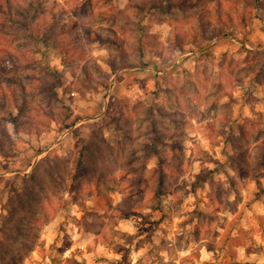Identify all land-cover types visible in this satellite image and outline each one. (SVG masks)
<instances>
[{
  "label": "rangeland",
  "instance_id": "374dc122",
  "mask_svg": "<svg viewBox=\"0 0 264 264\" xmlns=\"http://www.w3.org/2000/svg\"><path fill=\"white\" fill-rule=\"evenodd\" d=\"M131 1L75 9L70 0H37L30 23L38 32L50 12L71 28L41 42L0 24V87L24 78L29 117L14 131L0 107L1 127L11 131L0 135L5 264H264V63L256 61L264 0H149L172 13L131 12L133 28L123 34L115 7ZM218 7L229 32L207 40L206 17ZM91 32L126 38L120 54L137 64L101 83L117 50ZM51 93L78 117L75 126L62 128ZM83 151L89 159L76 179ZM18 201L27 208L15 209ZM229 232L245 236V246L227 240Z\"/></svg>",
  "mask_w": 264,
  "mask_h": 264
},
{
  "label": "trees",
  "instance_id": "16d2710c",
  "mask_svg": "<svg viewBox=\"0 0 264 264\" xmlns=\"http://www.w3.org/2000/svg\"><path fill=\"white\" fill-rule=\"evenodd\" d=\"M70 1L71 2L73 1L74 7L76 9L77 2H80V4L83 7L84 5L88 6L91 0H70ZM218 1L220 2V1H224V0H218ZM233 1H238V2L240 1V2H244L246 4L249 3V4H253L254 6H257L259 0H233ZM37 4H38L37 0H0V12L3 14L2 15L3 17H1V20H0L1 21L0 24H2V25L8 24V26L11 25V27H14V28L15 27L22 28L21 29L22 34H23V36H25L27 38V42H32V41L41 42L44 40H50V39H53L58 33H62V32L67 33L68 31L70 32L71 28L67 27V25H63L62 27H64V28L61 29V26L54 24L56 22L57 16L51 12H50V14H47L44 16L45 17V19H44L45 23L43 26V29H44L43 32L42 33L38 32V28L33 27L32 23H30L32 21V18H34L36 16ZM115 9H116L115 14H121L125 18V21H124L125 25L121 26L123 34L130 33V31L133 28L132 26L128 27V24L132 23V17L130 15L131 12H134L135 14H140V13L144 12L147 16L152 14V12H153V14H158L159 16H162L165 19L167 18L166 16L168 13H172V12L165 10V9H167V7L165 5H162L161 3H158L157 1H149V0H141V1L132 0L131 3L129 5H127L124 10H121L117 7H115ZM216 13H214L213 16H210L208 13V15L206 17L207 21H206V24H204L205 28L203 29V31H204L203 34L205 35V38L207 40L214 39V37L218 36L221 32H227V33L229 32L228 29H226L225 22L223 20L225 15L222 12L221 7H218V9H216ZM197 15L199 16L198 22L201 24L204 23L200 14H197ZM47 18L51 22L50 25L47 24ZM185 18H187V17H185ZM165 19H161V20H165ZM207 27H209V28H207ZM221 28H224V30H221ZM1 31L2 30H0V32ZM138 31L140 34L139 38H138V43L140 44L142 39H144L143 38L144 35H141L142 33H141L140 29ZM193 32L194 31L192 30V33ZM207 32L209 34H207ZM5 33L7 35H9V34L13 35L14 38H16L19 34L16 31H11V32L8 31ZM45 34H47V37H45ZM89 34L90 35H92V34L98 35V36H96V39L98 41H101V42L105 41V42L113 45L114 48L117 50V53H115L117 55H115L114 57H110L108 60V65L111 68L112 74L111 73L108 74V73L100 70V75L103 79L102 81H100L101 83H104V82L106 83L107 79H109V77H112V75L117 70L127 69V68H130V67L135 66L137 64V63H133L132 61H129L126 54H120V52L122 50H124L128 44V40L126 38L120 37V38L113 39V40L108 39L106 41V37H104L103 35H101L99 33L91 32V33H88V35ZM70 36H72V34H70ZM76 36H81V33L76 32ZM0 40H6V39L0 35ZM12 41L13 40L6 41V42H8V44H9V42H12ZM73 41H74V39H71L70 42L72 43ZM199 42H200L199 39H195V40L193 39V43L199 44ZM129 46H131V44ZM178 46L182 47L180 44ZM258 60L261 61V64L264 63V56L258 57V59H256V61H258ZM66 62L68 63V61H66ZM1 63L2 62L0 61V64ZM1 67L3 69L7 68L5 63L2 64ZM5 69L3 71H5ZM86 72H88V71H86ZM119 77H120V75L117 78L119 79ZM6 78L8 80L7 83L10 86V88L2 90V88L0 87V94H2V96H3V94H6V98L4 100L0 98V107H3V108L6 107L7 108L8 116L6 118H4L6 120V126L11 124L14 128V131H15L16 126H18V124L23 119V117L25 118V120H29L28 115L25 113L26 112L25 106L28 105V98L21 95V94L26 95L25 89L23 88V84L25 85V81H24L23 77L21 78L22 80H14L16 78H12V77H6ZM9 78H12L13 80H11ZM96 79H97L96 77H90V78H88V81H92L93 82L92 85H94V83L96 84V82H97V81L95 82ZM39 83H40L39 87L41 90H44L47 88V87L43 86V83H41V82H39ZM82 85L83 84L81 82H79L77 86H82ZM51 94L55 97V100L59 104L56 119L58 121H60L62 128L68 129V128L75 126L77 123L78 117H74L72 115V113L69 112V110L67 109V106H64L63 105L64 103L61 102V100L59 98H57V96L55 94H53V93H51ZM19 96H21V98H22V103H20V101H19L20 100ZM11 107H15L18 109L19 112H18L17 116L14 115L12 111H10ZM43 111L44 110H42V112ZM52 112L53 111H49L48 113H46L44 111L45 115L52 114ZM1 123H2V119H0V135L3 137L11 138V131H8V129L5 127V125H4V127H1ZM86 146H87V148L92 147L91 145H87V144L85 145V147ZM153 148H155V146ZM258 148L261 151L262 150L264 151V140L263 139L260 141ZM96 153H97V155H99V151H96ZM262 155L264 156L263 152H262ZM88 159H89V157L87 156V153H85L83 151V153L80 155V158H79L78 163H77L78 173L76 175H74V176H76V179L79 178V175L84 173V170L86 169L85 164H86ZM104 159L105 158L102 159L103 162H104ZM263 159H264V157H263ZM90 171H92L94 173L92 168L90 169ZM143 176H145V175L143 174ZM77 185H79V184H77ZM14 208L15 209H26L27 206L23 205V203L18 201V205L16 203L14 205ZM27 214H28L27 216H29L30 213L27 212ZM19 222H23V225H24V223H26V224L28 223L26 218H23V220H20ZM231 233L232 232L226 233L228 236V237H226L227 240L231 239V240H234L235 242H237V244H239L241 247L245 246V244L247 243L245 240V236L242 237V239H240V237L232 236ZM240 235H242V232L240 233ZM17 256L14 255L15 258H17ZM7 259H8V256L3 255L1 250H0V262L5 264Z\"/></svg>",
  "mask_w": 264,
  "mask_h": 264
},
{
  "label": "crops",
  "instance_id": "0c3cea01",
  "mask_svg": "<svg viewBox=\"0 0 264 264\" xmlns=\"http://www.w3.org/2000/svg\"><path fill=\"white\" fill-rule=\"evenodd\" d=\"M117 74L116 73H114L113 75H112V80L114 79V81H113V83L115 82V77L117 78V76H116ZM126 82V79H123V81H121V82H119L122 86H121V88L122 89H124L123 87V83H125ZM134 88V87H133ZM135 89H133V90H127V91H129V92H131V93H133V91H134ZM123 91V90H122ZM244 247V246H243ZM246 251V250H245ZM240 254H238V256H239ZM245 255H248V254H245ZM247 258V257H246ZM238 259H239V257H238Z\"/></svg>",
  "mask_w": 264,
  "mask_h": 264
},
{
  "label": "built area",
  "instance_id": "2783aa9c",
  "mask_svg": "<svg viewBox=\"0 0 264 264\" xmlns=\"http://www.w3.org/2000/svg\"><path fill=\"white\" fill-rule=\"evenodd\" d=\"M113 81H114V79H113Z\"/></svg>",
  "mask_w": 264,
  "mask_h": 264
}]
</instances>
